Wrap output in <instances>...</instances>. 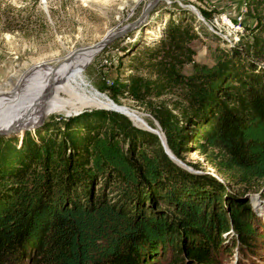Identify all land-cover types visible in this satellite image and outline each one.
Returning <instances> with one entry per match:
<instances>
[{
    "label": "trees",
    "instance_id": "obj_1",
    "mask_svg": "<svg viewBox=\"0 0 264 264\" xmlns=\"http://www.w3.org/2000/svg\"><path fill=\"white\" fill-rule=\"evenodd\" d=\"M246 4L255 23L215 65L195 61L197 19L181 9L134 59L138 72L98 89L146 107L179 159L193 143L249 193L264 182V65L254 63L264 64V0ZM43 130L21 144L0 137V264H220L238 246L253 250L250 202L179 167L127 117L60 115Z\"/></svg>",
    "mask_w": 264,
    "mask_h": 264
},
{
    "label": "rangeland",
    "instance_id": "obj_2",
    "mask_svg": "<svg viewBox=\"0 0 264 264\" xmlns=\"http://www.w3.org/2000/svg\"><path fill=\"white\" fill-rule=\"evenodd\" d=\"M155 1L0 0V84L11 79L14 81V75L18 78L25 71V65L47 60L55 67L59 65L56 59L65 57L70 51L92 47L109 33L131 27ZM246 2L247 0L160 1L148 14L145 22L101 49L81 75H85L87 81L96 89L104 81L111 85L116 80H127L131 74L138 72L133 67L138 65L134 59L140 57L145 49L160 44L169 19L175 18L181 9L186 11L187 19L191 16L197 19L193 12L183 9L181 5L195 7L206 19L207 25L198 19L192 25L199 36L192 43V47L196 52L197 63L213 66L223 51L227 53L239 46L246 35L245 25L255 23L247 15ZM204 12L209 14L207 18ZM148 30L157 32L156 36L149 35ZM254 63L259 67L264 65L260 62ZM139 73L144 77L149 76L146 70ZM185 73H192L191 65L185 68ZM8 88L12 86L9 85ZM105 93L111 98L108 92ZM119 102L150 115L148 120L151 126L155 124L152 119L154 117L146 107L129 98H120ZM56 116L60 115L43 118L32 129L45 120L42 127L28 132L36 137L37 132H43L44 125ZM25 133L0 137L17 138L21 144ZM188 149L183 162L192 169L190 173L212 175L237 194L243 195L244 199L249 196L248 201L257 216L254 223L258 235L252 239L253 250L238 246L233 253L222 256L220 264H264V182L258 183L246 193L244 187L236 185L213 168L195 144H190ZM190 165L198 166V169ZM226 238V245H233L235 233H228ZM168 261L167 258L162 263L166 264Z\"/></svg>",
    "mask_w": 264,
    "mask_h": 264
},
{
    "label": "bare ground",
    "instance_id": "obj_3",
    "mask_svg": "<svg viewBox=\"0 0 264 264\" xmlns=\"http://www.w3.org/2000/svg\"><path fill=\"white\" fill-rule=\"evenodd\" d=\"M148 34L156 36L157 32L148 30ZM99 51L94 47L72 50L65 57L56 59L59 65L55 67L47 60H39L33 65H25V71L18 78L14 75V81L0 84V131L32 128L49 115H67L88 104L110 106L108 101L80 86L82 71ZM9 85L12 88H8ZM44 90L47 96L42 98L40 95ZM50 93L52 98L46 102ZM118 105L127 107L130 112L127 114L136 125L151 126L148 116L126 105ZM159 132L162 135V131Z\"/></svg>",
    "mask_w": 264,
    "mask_h": 264
},
{
    "label": "water",
    "instance_id": "obj_4",
    "mask_svg": "<svg viewBox=\"0 0 264 264\" xmlns=\"http://www.w3.org/2000/svg\"><path fill=\"white\" fill-rule=\"evenodd\" d=\"M160 1H167V0H156L154 3H152L147 9L146 11L144 12V14L142 15L141 19L134 23L131 27L129 28H125L123 30H120V31H117V32H114V33H109L101 42L97 43L96 45H93L92 47L94 48H98L99 50L103 49L108 43H110L111 41L117 39V38H120L122 37L125 33H127L129 30L133 29L134 27H136L137 25H139L140 23H143L146 21V18L148 16L149 13H151V11L156 7V5L160 2ZM181 7L183 9H188L189 11L193 12L194 15L197 17L198 21L199 22H202L204 24L207 25V22H206V19L204 18V16L202 15V13L200 11H198L195 7L193 6H188V7H185V6H182ZM86 70V69H85ZM84 70V71H85ZM84 71H82L84 73ZM80 86H83L84 88H86V90L88 92H92L93 95H95V97L101 99V100H104V101H108L110 103V106H107V107H103V106H96V105H93V104H88V105H85L82 109L80 110H77V111H74L70 114H67L66 117L70 118V117H76V116H80L82 115L83 113L85 112H93L95 110H105V111H112V112H116L118 114H121L125 117H127L131 122L132 124L139 130H142V131H145V132H149V133H152L156 136H158V138L160 139L161 141V144H162V147L165 151V153L168 155V157L175 163L177 164L179 167L189 171V172H192V169L189 168L181 159H179L173 152L172 150L170 149L169 145H168V142H167V138H166V135L161 127V125L159 124V122L157 120H155L154 118L153 121H154V125L153 127L151 126H148L147 124H145V126H138L136 125L133 120L130 118V116L127 114V113H130L129 110L127 109V107H123V106H119L118 104H121L120 102H116L115 100H113L112 98H110L107 93H104V92H101L100 90L94 88L86 79L85 75H81L80 78ZM47 96V92L46 90H44L42 92V94L40 95V97H46ZM52 98V93L48 94V97L46 98V102L47 101H50ZM145 116H148L150 117V115H146L144 114ZM44 121L43 120L40 125H38L36 128H26V129H20L19 127L17 128H14V129H9L7 131H0V136L2 135H23L25 132H28V131H32V130H35L37 128H40L43 126L44 124ZM160 131H162V135L160 134ZM194 172V171H193ZM254 198H258V196H253ZM246 199L245 200H248L249 196L245 197Z\"/></svg>",
    "mask_w": 264,
    "mask_h": 264
}]
</instances>
